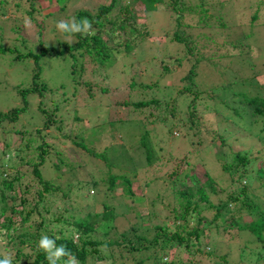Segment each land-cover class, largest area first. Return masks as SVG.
<instances>
[{
  "label": "rangeland",
  "instance_id": "obj_1",
  "mask_svg": "<svg viewBox=\"0 0 264 264\" xmlns=\"http://www.w3.org/2000/svg\"><path fill=\"white\" fill-rule=\"evenodd\" d=\"M16 1L21 2L24 12L20 5H14ZM123 1L129 2V0ZM133 1L132 11L136 17L129 27L136 32L130 31L127 27L113 40L108 41L113 61L108 60L101 65L88 54L83 57L76 56L75 61L67 54L62 57L46 55L38 60L41 68L40 81L52 91L61 87L60 93L65 94L60 97L66 99L64 103L66 110L59 111L57 118L69 125L72 123L71 113L77 115L73 117L76 122L70 126L63 123V128L70 130L71 141L79 145L75 147L71 141L63 139L60 131L54 128L43 130V134L47 135L43 139L37 136L35 130L43 129L41 116L37 111L40 102L44 101L42 106L47 110L54 106L50 107L51 96L45 93L42 97L29 94L23 98L20 95L17 89H22L31 83L34 63L31 57L17 59L14 57L27 53L37 54L41 47L64 43L70 45L71 42L65 40L64 34L57 30L56 23L70 20L77 10L92 11L103 0H34L31 4L26 0H0V112L8 113L13 109H21L24 107V101L26 104V111L18 114L17 122L7 120L1 122L0 152L4 147L3 142L9 145L8 149L11 151L8 156H4V161L1 163H9L13 170L19 169L23 176L25 175L23 183L33 186L31 193L26 197L29 201L26 209L31 208L37 200L36 192L41 190V187L31 173L32 166L24 164L29 156L22 146L29 143L35 148L42 140L50 149L48 162L42 167L43 178L49 180L51 184L60 185L61 192L63 189L67 190L68 180L77 178L84 180L87 179L86 175L93 176L100 187L98 189L101 190L102 187V190H105L106 175L102 166L103 160L115 166V170L127 173L133 181L135 194L143 197L145 202L139 208L143 217L140 220L142 224L148 225L166 220L167 215L164 214L172 208L174 201L170 185L174 176L173 171L186 170L190 165L202 160V163H199L211 167L213 169L211 175L218 178L219 162L230 161L232 155L238 152L245 154L249 160L246 166L249 177L241 184L247 185L249 182L248 192L252 195L256 194L258 197L255 200L256 206L264 209V185L261 183V180L264 182V176L263 178L259 176V171L264 175V109L262 114L255 113L251 102L239 97V94L232 97L234 92L242 91L247 94V98L264 99V0H203L208 5L207 9L203 8L204 2H200L201 0H178L176 10L180 17H177L175 9L170 6L172 0H163L162 4L155 5L153 11L147 10L139 0ZM27 12L31 15L29 16ZM176 20L181 22L179 33L186 34V37L191 39L190 42L196 45L194 53H176L174 43H170L169 36L175 29ZM209 20L210 24L204 26L203 22L208 23ZM221 20H224L225 26H222ZM26 21L30 23L26 24ZM213 21L217 23L216 26H211L214 24ZM124 43H130L131 50L124 49ZM10 52L14 54L11 55ZM71 65H74L76 74L72 75L69 72ZM190 68H195L192 85L206 86L202 88L211 89L215 91V95L224 96L222 102H229V107L223 106L221 101L213 105L209 99L204 102L203 98L197 100L196 109L192 112L196 113L195 119L198 121L195 122L199 125L198 129L193 131L191 128H186L185 133L181 129L173 131L172 135L176 139L167 143L164 148L166 151L160 152L161 161L156 162L149 170L136 168L142 162L139 156L138 138L139 129L142 131L145 127L141 124H146L148 129H152L156 124L154 119L148 116L149 112L155 117L158 112L167 113L170 110L181 124L185 127L190 126L186 115L190 113L188 105L193 97L180 94L181 88L187 83L183 78ZM72 77L75 78L76 83L73 82ZM221 78L230 79L229 83H222ZM213 80L216 83L210 85ZM209 85L212 88H209ZM222 85L229 86L227 91L225 86L219 90ZM72 94L74 97H71ZM207 94L209 93L203 95ZM53 100L56 102V99ZM121 101H126L127 107ZM148 101H155L156 104L146 107L134 106ZM112 103L117 116L124 123L121 121L119 125H115L112 119L108 118L109 111L111 116L116 112L111 109ZM155 105L157 109H154ZM234 110L238 115L233 113ZM215 115L222 120L219 121ZM21 129L23 135L15 134V131ZM216 130L222 133V141L212 134ZM15 148L20 149V158L16 154L12 156ZM84 150H90L92 155ZM73 152L77 153L78 161H74L76 158ZM80 154L83 155L81 159ZM9 156L11 158L7 160ZM53 164L60 169H54ZM65 169L66 172L62 173ZM91 180L92 183L95 181L92 178ZM92 183L83 185L79 192L92 195L94 191L91 188ZM218 183L228 188L227 182L218 181ZM230 189L238 192L240 188L239 185L228 188L227 192ZM125 191L123 185H118L114 190L117 197L114 204L117 210H135V207H127V203L119 198ZM74 192L78 191L72 189L70 192L73 193L72 198H81L80 194H75L78 197H74ZM57 194L58 197L48 196L45 205L40 206L39 211L45 217L49 214L61 213L60 190ZM224 196V193L220 194L221 198ZM82 202L84 201L80 199L79 203ZM43 206L49 207L48 213H45ZM77 207L78 204L72 206V208ZM228 207L233 209L234 206ZM90 210L100 211L99 202L97 207L84 205L79 214L84 215ZM148 213H155L156 218L150 222L146 221ZM5 215L9 216L10 213ZM255 219L253 213L244 210L242 221L250 224L249 230L252 233L236 232L235 229L221 233L223 243L222 246H218L216 253L226 254L227 264H253L257 254L262 256L258 264H264L261 242L254 236L257 224ZM2 221L3 219L0 218V222ZM39 221L40 215H34L31 224ZM103 229L106 231L105 227ZM113 233L114 231L109 233L111 238L114 237ZM13 234L15 233L11 230L10 236L13 237ZM230 238H234L235 242L230 243ZM7 242L8 238L2 232L0 250ZM10 245L12 246L11 242ZM241 246L244 247L243 252L239 249ZM22 250L29 252L27 245L22 246ZM14 251L15 249H11L8 256L12 258ZM0 254L5 255V252L0 251ZM148 254V251H128L124 256L129 264L139 262L140 259L144 261L142 264H153V259L146 258ZM203 257L196 255L195 262L216 264L209 257ZM169 259L170 257H167V261Z\"/></svg>",
  "mask_w": 264,
  "mask_h": 264
},
{
  "label": "trees",
  "instance_id": "obj_2",
  "mask_svg": "<svg viewBox=\"0 0 264 264\" xmlns=\"http://www.w3.org/2000/svg\"><path fill=\"white\" fill-rule=\"evenodd\" d=\"M26 1L31 4L34 0ZM104 1L105 0L92 11L80 9L75 12L74 17L78 21L81 18L87 17L91 21L92 28L88 33L76 34L74 36V42H71L70 45L64 43L51 47H41L37 54L33 55L27 53V55H17L14 57V59L31 57L34 63L31 72V83L22 89H17L20 95L23 98L29 94L42 97L45 93L51 96L49 100L52 104L50 107L54 106L52 109L49 108V110H47L44 108V106H42L44 101L40 102L37 109L41 116V125H43V129L37 128L35 133L42 139L47 137L46 134H43V130L48 131L51 128L60 131L61 137L65 140L71 141V133L68 128H63V123L65 125L67 123L61 122V119L57 118L59 111L66 110L64 106L66 99H61L65 94L62 92L60 93L61 87L56 89V91H52L47 88V85L43 81H40L41 68L38 64V60L40 57L46 55L62 57L67 54L75 61L76 56L83 57L88 54L94 61L101 65H103L105 61H113L114 59L108 41L113 40V38L129 27V24L134 22L136 16L132 11L131 5L134 1L129 0L130 3H125L123 0ZM135 1L138 2V0ZM177 2L179 1L172 0L170 6L175 9L177 17H180V14H178L176 10ZM200 2L204 1L201 0ZM162 3L163 0H146V8L149 11H153L156 8L155 5ZM6 5L7 4H5V6ZM14 5H20L21 10L24 12L20 1H16ZM196 8H198V5ZM203 8H208L207 3L204 2ZM27 14L31 15V13L28 12ZM14 22L17 23L15 20ZM213 22L214 24H211V26H216L217 23H215V21ZM221 22L222 26H225L224 20H221ZM203 23L206 24H203L204 26H208L210 20L208 23ZM180 27L181 22L176 20L175 29L169 36L170 43H174L176 53L181 52L185 54L193 52L196 45L190 42L191 39L186 37V34L179 33L178 29ZM129 30L136 32V30L131 27H129ZM123 47L126 50H131L132 48L130 43H124ZM10 53L11 55L14 54V52ZM201 59H203V57H201ZM71 66L70 70L69 68L67 70H69L72 75L76 74V71L73 69L74 65ZM165 68L168 71V68ZM194 70L195 68H190L188 74L183 78L187 83L183 85L180 91V94L193 97L192 102L188 105L190 113L188 114L187 111L188 115H186L187 119L189 118L190 126L185 127L181 124L170 110L167 113L158 112L154 115L155 117H153L152 112H149L148 116L152 117L156 124L152 129L146 128V124H141L145 127L142 131L138 128L140 132L138 138L140 140V149L139 147L138 149L142 162L141 165L136 168H146V170H149L156 162H160L162 159V154L160 152L163 150L166 151L164 148L167 143L176 139V137L172 135L173 131L181 129V131L185 133L186 128H191L193 131L198 129L199 125L195 122L198 121L195 119L196 113L192 112L196 109L197 100H202L203 98L204 102L209 99L213 102V105L219 104L218 102L221 101L223 106L229 107V102H222V100L225 99L224 96L215 95V91L202 88L206 86L192 85L194 84ZM226 70H224V72ZM72 79L73 82L76 83L75 78L72 77ZM222 79V83H229L230 79L221 78V80ZM214 82V80L211 81L210 85L214 84ZM210 85L208 87L212 88ZM223 87L226 91L229 88L227 85H222L219 90H222ZM206 92L209 94L204 96L203 94ZM234 93L232 97H236L237 94H239V97H242L244 100L254 105L253 111L255 113L262 114V110L264 109L263 98H247V94L242 91ZM71 97H74V94H72ZM52 98L56 99V102ZM122 104L127 107L126 101H123ZM151 104H156V102L148 101L137 103L134 106L146 107ZM111 109L116 111L113 103ZM154 109H157V106ZM25 111L26 104L24 101V107L21 109H13L8 113L0 112V125L4 120L13 123L17 122L18 114ZM168 113L170 114L167 115ZM233 113L238 115L236 110H234ZM71 115V124H73L76 122V119H73L76 114L73 115L71 113ZM218 115L222 117L221 114ZM108 118H111L115 125H119L121 121L124 123V121L117 116V111L112 114V116L109 111ZM216 118L219 121L222 120L218 116H216ZM71 124H67L66 126H70ZM192 125L195 128H193ZM15 134L23 135L22 129L18 130V132L15 131ZM197 134L198 133L195 132V135ZM212 134L222 141V133L216 130L213 131ZM115 141L116 139H114V142ZM3 143L4 147L0 152V218L3 219V221L0 222V230H2L0 231V235L3 232L8 238V242L0 251L5 252V255H9L8 252L11 251V249H15L12 256V264H49L46 259V254L38 250L37 247L41 237L45 235L49 239L54 240L57 247L65 245L66 249L75 255L79 264H98L99 261H102L103 264H129V261H127L124 256L128 251H148L149 254L146 258L153 259V264H199L195 262L196 255H201V258L207 256L216 264H220L221 262L227 264L226 254L217 255L216 253L219 249L218 246H222L221 243H223V239L220 235L230 229H235L236 232H251L249 230L250 224L242 221L244 210L255 215L257 224L255 228L256 234H254V236L261 242V250L264 251V209L256 206L255 200L258 198L256 194L253 193L252 195L248 192L250 190L249 182L247 185L241 184L245 178L249 177V172L246 169L249 160L245 154L239 152L234 153L230 161L224 160L222 163L219 162L218 167L220 174L218 178H214V176L211 175L213 171L211 167H209L211 170L209 171L205 163L204 166L199 163L202 160L197 161V164L190 165V168L186 170L180 172L173 171L174 176L172 181H170L174 198L173 206L167 214H164L167 215L166 220L158 223H148V225H146L140 222L143 217L139 212V208L142 207L145 202L143 201V197H138L135 194L136 189L132 185V179L127 173L115 170V166L109 164L106 160H103L104 165H102L104 166L106 175V177H104L105 190H102V187L101 190L98 189L100 187L97 184V180L91 175L84 176L87 178L84 180L79 178L68 180L66 184L67 190L63 189V192H61L60 185L51 184L49 180L44 179L42 167L48 162L50 149L49 145L44 143L43 140L41 143L39 142L40 144L35 146V148H32L29 143L23 144L22 146L24 150H26V155L29 156L24 164L32 166L31 173L41 187V190L36 192L38 196L37 200L33 203L31 208L26 209V206L29 204L26 197L31 193L33 186L28 183H23L25 175L23 176V173H21L19 169L13 170L9 163H1L4 161V156H8L11 152L8 149L9 145L5 142ZM71 143H73L75 147L78 145L72 141ZM20 152L19 148H15L12 156L16 154L20 158ZM73 153L74 158H76L74 161H78L77 153ZM87 153L92 155L90 150L87 151ZM82 156L80 154L79 158L81 159ZM10 158L11 156H9L7 160ZM209 158L212 159V157ZM34 159L37 161L34 162ZM184 163L188 165L187 162ZM260 164L263 165L261 162ZM6 168L9 169L6 170ZM54 169H60V167L54 165ZM65 172L66 169L62 171V173ZM2 176H4V178ZM132 176L134 177V174H132ZM259 176L261 178L264 176L261 171H259ZM91 178L95 180L93 183L91 182ZM218 181L227 182L229 184L228 188L239 185L240 189L238 192L234 191V189H230L227 192L228 188L220 186ZM91 183L93 185L91 188L94 190L92 195L79 192L83 185H91ZM261 183L264 185L262 180ZM118 185H123L124 188H126L125 193H122L119 198L127 203V207L133 206L135 210H117L116 204H114L117 198L114 190ZM72 189L73 191H78L77 193L74 192V197H78L76 195L80 194L81 198L78 197V199L84 201L82 203L85 204H80L78 199L72 198L73 193H70ZM59 190L60 201L62 202L61 213L49 214L48 217H45L39 211L40 206L45 205L48 196L53 195V197H58L57 192ZM221 193H224V198L220 197ZM8 201H10V204H8ZM98 202L100 204V211L92 212L90 210L84 215L79 214V211L84 208V205L97 207ZM75 204H78L79 207L72 208ZM229 205H233V209H230L228 207ZM43 208L45 213L49 212L48 206H43ZM76 211L78 212L76 213ZM6 213H10V215L6 216ZM34 215H40V221L31 224ZM146 215V221L149 222L156 218L155 213H148ZM168 221L170 222L168 223ZM119 223H121V225H119ZM103 227H105L106 231H104ZM250 229L253 231L252 228ZM11 230L15 233L13 237L10 236ZM111 231H114L112 235L114 236L113 238L109 235ZM229 240L230 243L235 242L234 238H230ZM8 245L10 247H8ZM25 245L28 246L29 252H23L22 246ZM101 245L107 246L106 254L100 251ZM241 247L239 249L243 252L244 247ZM5 255L0 254V259H3ZM123 256L124 260L122 259ZM239 256L241 257V254ZM167 257H170L168 261ZM67 260L68 257H62L57 261V264H67ZM261 260V254H257L255 255L253 264H258ZM143 262L144 261L140 259L139 262L133 264H142Z\"/></svg>",
  "mask_w": 264,
  "mask_h": 264
},
{
  "label": "clouds",
  "instance_id": "obj_3",
  "mask_svg": "<svg viewBox=\"0 0 264 264\" xmlns=\"http://www.w3.org/2000/svg\"><path fill=\"white\" fill-rule=\"evenodd\" d=\"M139 1L146 8V0ZM27 23H30V21H26V24ZM55 26L61 34H64L65 40L69 42H74V36L76 34L88 33L92 28L91 21L87 17L81 18L78 21L74 16L67 21H58ZM37 247L38 250H41L46 254V259L48 260L49 264H57V261L62 257H68L67 264H79V261L76 259L75 255L69 252L65 245H60L57 247L55 241L49 239L46 235L41 237ZM100 251L106 254L107 246L101 245ZM0 264H12V258L8 255H5L3 259H0ZM98 264H103V262L99 261Z\"/></svg>",
  "mask_w": 264,
  "mask_h": 264
}]
</instances>
